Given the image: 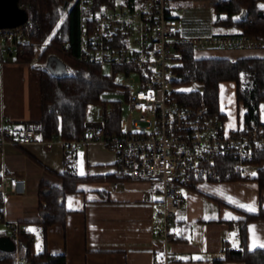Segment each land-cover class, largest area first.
I'll list each match as a JSON object with an SVG mask.
<instances>
[{"label":"crops","instance_id":"0c3cea01","mask_svg":"<svg viewBox=\"0 0 264 264\" xmlns=\"http://www.w3.org/2000/svg\"><path fill=\"white\" fill-rule=\"evenodd\" d=\"M217 1L173 0L180 32L197 35L186 29L192 25L205 33L198 35L240 33L238 27L217 23L214 10ZM235 50L206 52L199 57L264 56V49H242L246 51L242 54ZM3 57L0 128L8 124L13 134L21 136L24 121L41 117L40 73L34 62L17 61L9 54ZM222 83L233 84L235 94L233 81ZM221 97L220 90V108L227 114L228 121L229 112L223 109ZM95 120L87 119V126ZM66 158L77 173L94 178L80 181L77 190L67 194L65 222L48 227L47 251L65 255V264H154L160 259L165 243L152 229L160 194L149 181L119 177L115 152L98 142H91L81 150H69L63 141L54 139L5 144L0 151V175L15 173L24 178V184L20 191L5 194L0 232L7 230L8 222L25 223L36 235L37 250L41 249L39 233L33 224L41 219L39 183L44 179L62 186V178L57 173L63 171ZM260 168L264 169V160L256 164L255 172L246 179L200 181L186 189L185 202L175 215L166 245L171 255L177 257L169 264H245L241 260H224L227 252H219V247L230 240L241 243L238 223L246 213L264 208V188H260L255 179ZM241 205L251 206L255 211ZM246 227L247 241L245 245L241 243L242 249L261 248H253V245L264 243V218L248 220ZM21 257L19 250L14 264H29Z\"/></svg>","mask_w":264,"mask_h":264},{"label":"built area","instance_id":"2783aa9c","mask_svg":"<svg viewBox=\"0 0 264 264\" xmlns=\"http://www.w3.org/2000/svg\"><path fill=\"white\" fill-rule=\"evenodd\" d=\"M80 5V58L111 67L110 77L125 91L129 109L119 118L118 132L106 128L98 110L99 119L91 122L83 136L63 143L69 150H81L98 142L115 152L119 177L152 183L161 196L152 229L165 243L163 256L154 264H169L177 257L166 245L186 189L200 181H221L217 162L223 157L234 160L237 170L251 176L256 170L254 150L264 147V101L258 121L226 129L225 121L205 103L185 104L176 97L174 65L187 46L199 57L220 49H264V37L241 32L182 34L172 0H116L113 6L100 9L93 7V0H80ZM30 25L28 20L14 28H0L2 56L18 52L23 30ZM38 140L31 127L22 129L21 136L13 134L8 124L0 128V151L8 142ZM23 184L22 176L6 173L0 180V192H18ZM8 227L13 233L18 227L25 228L17 222H9ZM229 249L237 251L242 244L223 242L219 252Z\"/></svg>","mask_w":264,"mask_h":264},{"label":"trees","instance_id":"16d2710c","mask_svg":"<svg viewBox=\"0 0 264 264\" xmlns=\"http://www.w3.org/2000/svg\"><path fill=\"white\" fill-rule=\"evenodd\" d=\"M115 2L93 0V7H111ZM263 2L218 0L214 4L217 23L238 27L244 34L264 37ZM20 4L27 10L31 25L23 30L14 59L36 62L34 67L40 73L41 94V117L35 121H24L21 128H34L42 141L79 139L88 129V110L96 105L100 107L106 128L110 132H118L119 118L123 114L122 103L117 100L108 102L102 95L109 90L125 91L103 72L101 65L80 58V0H20ZM37 46H42L38 57L35 55ZM3 58L0 52V60ZM173 74L175 94L181 102L190 105L205 103L223 121L228 117L220 108V85L225 81H233L236 100L244 107V123L258 121V109L264 101V56L196 57L192 48L187 46L182 48V56L174 65ZM192 83H199L200 86L185 88ZM263 160L264 147H256L252 161L257 164ZM217 164L220 166L218 169L222 180L250 177L237 170L232 159L223 157L218 159ZM57 174L62 178V186L44 179L39 183L38 211L41 219L33 224L39 233L41 249L37 250L35 233L25 223L17 222L25 228L18 227L16 233H13L8 227L5 232H0V236H10L16 243L11 251L0 249V264L16 263L18 250L29 264L66 263L65 255H53L47 251V229L53 223L65 222L68 212L67 194L75 192L80 181L94 177L77 173L67 158L64 160L63 171ZM255 179L259 187L264 188L263 168L258 169ZM4 202L5 194L0 192V221L4 220ZM258 218H264L263 207L256 213H246L245 218L238 223L242 244L245 245L247 241V221ZM224 260L264 264V248L251 251L246 248L237 251L231 249L227 251Z\"/></svg>","mask_w":264,"mask_h":264},{"label":"rangeland","instance_id":"374dc122","mask_svg":"<svg viewBox=\"0 0 264 264\" xmlns=\"http://www.w3.org/2000/svg\"><path fill=\"white\" fill-rule=\"evenodd\" d=\"M262 4H264V3H262ZM205 16H207V14ZM199 28L197 26L189 25V26H187L186 29L193 34H197V35L198 34H205L201 30H198ZM41 47L42 46L36 47V52H35L36 57H38V55L40 54ZM226 50L227 49H223V52H225ZM231 51H233V50H231ZM235 51L240 52V54L246 52L245 50H242V49H240V50L237 49ZM200 54H203V53H200ZM230 54H232V53H230ZM235 54H237V53H235ZM34 64H36V62H34ZM102 69H103V72L110 77L111 67L109 65H104V66H102ZM132 75L137 77L136 73H133ZM120 78H121V76L116 77V81H119ZM199 86H200L199 83H192L185 88H198ZM233 88H234L233 84H227L226 85V84L221 83V85H220V90H221V94H222V97H221L222 107L224 110L229 112V119H228V121H226V127L227 128H237L238 126H242L244 124V122H243L244 107H243L241 102L240 103L237 102ZM225 89H226V91H225ZM225 93H226V95H225ZM102 98L107 100L108 102H111L112 100L120 101L122 103L123 114L126 113L129 109V104L127 101L126 94H125V92H123L120 89L109 90L102 95ZM98 110H100L99 106H96V105L91 106L88 110L87 119L88 120H94V119L98 120L99 119Z\"/></svg>","mask_w":264,"mask_h":264},{"label":"water","instance_id":"95a60500","mask_svg":"<svg viewBox=\"0 0 264 264\" xmlns=\"http://www.w3.org/2000/svg\"><path fill=\"white\" fill-rule=\"evenodd\" d=\"M28 20V12L20 4V0H0V28H14ZM15 247L16 243L10 236H0V249L11 251Z\"/></svg>","mask_w":264,"mask_h":264},{"label":"snow or ice","instance_id":"6c2138e0","mask_svg":"<svg viewBox=\"0 0 264 264\" xmlns=\"http://www.w3.org/2000/svg\"><path fill=\"white\" fill-rule=\"evenodd\" d=\"M261 7H264V5H261ZM236 19H239V17H236ZM81 174H83V173H81ZM241 207H245V208H247L249 211H255V209L253 208V207H251V206H247V205H241ZM261 247V248H264V243H260L259 245H256V244H254L253 245V248H255V247Z\"/></svg>","mask_w":264,"mask_h":264}]
</instances>
